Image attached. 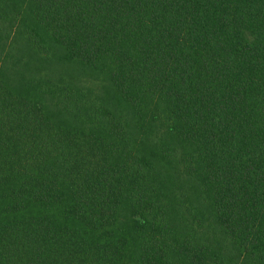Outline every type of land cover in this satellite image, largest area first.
<instances>
[{
    "label": "trees",
    "instance_id": "1",
    "mask_svg": "<svg viewBox=\"0 0 264 264\" xmlns=\"http://www.w3.org/2000/svg\"><path fill=\"white\" fill-rule=\"evenodd\" d=\"M0 264H264V0H0Z\"/></svg>",
    "mask_w": 264,
    "mask_h": 264
},
{
    "label": "rangeland",
    "instance_id": "2",
    "mask_svg": "<svg viewBox=\"0 0 264 264\" xmlns=\"http://www.w3.org/2000/svg\"><path fill=\"white\" fill-rule=\"evenodd\" d=\"M12 40L14 39V36H12L11 38ZM24 46V42L22 39L20 40H14L11 41V43L9 44V53L12 54L13 52H17L20 50L21 47ZM37 57L31 58L30 62H31V69H29V71H26V73L28 75H37L38 77H50L52 79H54L55 81L59 80L62 77H72V79L74 78L73 76H76V73L80 74V70L67 65L63 62H60L59 60H54L52 62H49L47 64H45L42 61H38L36 59ZM17 62L16 59H14V62H9L10 67H13L14 64ZM19 62L21 63V58L19 59ZM53 63V64H51ZM13 65V66H12ZM9 67V66H8ZM20 68V64H16L14 67V71L10 72L9 71V76L8 78L11 79L12 81H14L17 78V73L16 71ZM95 79H89L90 83L96 87L97 89L101 90V86L104 84L102 81H97L96 77H94Z\"/></svg>",
    "mask_w": 264,
    "mask_h": 264
}]
</instances>
